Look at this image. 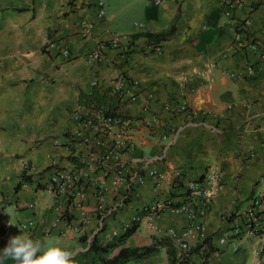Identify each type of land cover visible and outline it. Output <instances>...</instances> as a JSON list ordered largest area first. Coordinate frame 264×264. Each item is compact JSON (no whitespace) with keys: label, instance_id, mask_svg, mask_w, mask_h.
I'll use <instances>...</instances> for the list:
<instances>
[{"label":"crops","instance_id":"obj_1","mask_svg":"<svg viewBox=\"0 0 264 264\" xmlns=\"http://www.w3.org/2000/svg\"><path fill=\"white\" fill-rule=\"evenodd\" d=\"M227 1L164 0L157 5L119 0L117 6L108 1L105 8L102 0L104 14L98 16V0H0V250L23 234L74 254L83 248L80 235L91 238L99 231L96 218L83 232L77 231L76 218L52 226L55 199L36 179L67 163L60 143L77 129L76 113L115 107L136 143L129 159L165 177L159 187L146 177L139 195L106 219L105 229H119L145 205L167 198L173 204L185 201L182 187L172 185L174 171L185 180L210 174L220 189L204 213L205 236L191 240L187 251L200 244L211 247L205 264H264V252L257 262L253 238L236 241L237 247L218 243L228 224L224 212L243 208L264 176V56L235 49L236 26L224 14ZM232 13L238 20L250 19L248 31L264 54V0H241ZM130 16L141 25L126 23ZM111 33L141 34L135 36L136 45L124 49L109 45ZM142 33L165 36L147 39ZM101 43V59L88 62ZM250 64L254 72L247 75ZM117 79L137 93L136 100L115 92ZM93 90L108 100L100 106L81 103V93ZM117 94L119 100L113 97ZM183 100L198 113L177 111ZM24 172L30 180L19 184ZM93 201L87 190L86 208ZM28 222L31 227L23 228ZM184 224L182 214L168 209L145 212L126 245H149L165 236L157 228ZM167 251L161 247L127 264H170ZM191 258L198 263L196 253Z\"/></svg>","mask_w":264,"mask_h":264},{"label":"built area","instance_id":"obj_2","mask_svg":"<svg viewBox=\"0 0 264 264\" xmlns=\"http://www.w3.org/2000/svg\"><path fill=\"white\" fill-rule=\"evenodd\" d=\"M163 1L152 0L157 5ZM240 4L241 0H228L224 12L229 21L236 26L235 49H248L261 59L264 54L259 49L260 45L248 31L250 19L247 17L238 20L232 15L233 9ZM97 5L98 16H103L102 0H98ZM135 38V34L132 33H111L108 43L113 48L129 49L136 45ZM145 45H150L157 53L161 51L157 44L146 42ZM103 46L101 43L91 52L87 61L100 60ZM62 54L67 57L68 49L64 48ZM253 72L254 65H248L245 74L251 75ZM113 87L121 98L129 93L130 100L137 99V93L131 90L124 80H115ZM177 111L185 115L198 113L190 108L185 100L178 106ZM74 118L77 129L69 135L65 143H60L66 151L67 163L56 166L47 177L36 179L38 185H42L55 199L56 218L52 226L76 218L77 231L83 232L91 219L96 218L98 230L103 232L104 229V236L115 235L128 223L138 219L141 212L123 221L119 229L107 231L106 219L115 216L117 210L124 208L132 197L139 195V188L144 184L146 177L151 178L154 186L159 187L164 180V173L156 169H143L129 159V152L135 148L136 143L127 130L122 116L99 112L93 115L76 113ZM261 181V187L248 198L243 208L224 212L223 217L228 224L218 237L219 245L231 244L235 247L236 241L253 238L255 240L253 250L258 257V263L260 255L264 252V176ZM213 182L214 177L210 174L202 180H185L181 172L176 170L173 173L172 185L181 186L182 193L187 199L173 204V201L167 198L165 201L141 208L142 212L149 215H156L159 210L168 209L172 214L184 216L185 224L181 228H157L158 232L170 238L180 254L189 249L191 240L205 236L204 213L215 192L220 189L219 185H213ZM87 190L91 191L94 198L90 209L85 205ZM34 204L35 202L31 201L28 207L33 208ZM31 225L32 222H28L22 224V227L29 228Z\"/></svg>","mask_w":264,"mask_h":264},{"label":"trees","instance_id":"obj_3","mask_svg":"<svg viewBox=\"0 0 264 264\" xmlns=\"http://www.w3.org/2000/svg\"><path fill=\"white\" fill-rule=\"evenodd\" d=\"M141 33H136L135 36H139ZM147 39H157L165 36L161 34L142 33ZM106 95H101L97 91L93 90L90 93L82 92L80 95L81 103L91 104L95 103V106H100L105 103L108 98ZM119 100L118 94L113 96ZM112 97V98H113ZM115 108V107H114ZM112 108L109 111H105L106 114L119 115ZM30 180L29 175H25V172L21 175L22 181ZM19 184L17 186H19ZM144 213V212H143ZM140 213L138 219L131 221L124 229L119 231L115 235L111 236H99L101 231L96 232L91 238L86 234L79 236V242L83 244V248L80 251L74 253L71 264H127L132 261L142 260L154 253H156L161 247H166L170 256V264H194L191 254L196 253L198 256L197 264H205L208 257L211 254V247H204L203 244L194 246L191 250L182 252L180 255L175 254V249L171 243V240L167 236L155 237L153 243L149 245H143L138 247H129L126 245L127 239L137 230L140 217L143 215ZM104 231V229H102ZM4 264H14L11 260H5Z\"/></svg>","mask_w":264,"mask_h":264},{"label":"clouds","instance_id":"obj_4","mask_svg":"<svg viewBox=\"0 0 264 264\" xmlns=\"http://www.w3.org/2000/svg\"><path fill=\"white\" fill-rule=\"evenodd\" d=\"M73 253L50 242L42 243L27 235L9 239L7 246L0 250V264L11 260L14 264H71Z\"/></svg>","mask_w":264,"mask_h":264},{"label":"rangeland","instance_id":"obj_5","mask_svg":"<svg viewBox=\"0 0 264 264\" xmlns=\"http://www.w3.org/2000/svg\"><path fill=\"white\" fill-rule=\"evenodd\" d=\"M104 1V3H105V8H106V5H107V2L108 1H110V2H112L113 3V5H115V6H117L118 4H119V0H103ZM117 16H119V15H116V17ZM116 17L114 18V20L116 19ZM126 18H128L127 20H126V23H128V22H130V24L132 25V26H134V27H137V26H139V25H141V23H140V19H138L137 17L136 18H134V17H126ZM130 19V20H129ZM129 20V21H128ZM116 21L118 22L119 21V17L116 19ZM122 23H124V20L122 19ZM258 189H256L254 192H256Z\"/></svg>","mask_w":264,"mask_h":264}]
</instances>
